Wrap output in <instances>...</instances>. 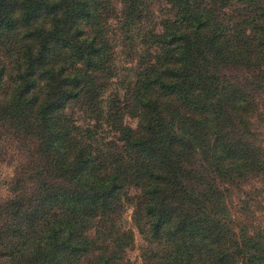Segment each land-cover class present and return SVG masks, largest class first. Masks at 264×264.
Wrapping results in <instances>:
<instances>
[{
	"label": "trees",
	"instance_id": "trees-1",
	"mask_svg": "<svg viewBox=\"0 0 264 264\" xmlns=\"http://www.w3.org/2000/svg\"><path fill=\"white\" fill-rule=\"evenodd\" d=\"M155 1L0 0V264H264V0Z\"/></svg>",
	"mask_w": 264,
	"mask_h": 264
},
{
	"label": "rangeland",
	"instance_id": "rangeland-1",
	"mask_svg": "<svg viewBox=\"0 0 264 264\" xmlns=\"http://www.w3.org/2000/svg\"><path fill=\"white\" fill-rule=\"evenodd\" d=\"M162 0L155 1V17H160L159 6ZM119 56L118 66L121 74H124V68H128L131 64L125 63L121 54ZM111 89H116V85H112ZM264 100V95H263ZM124 121L127 125L134 127L135 120L125 117ZM264 131V130H263ZM264 135V133H262ZM262 139V138H261ZM17 156L15 147L6 141L0 139V201L8 198V181L13 175V164ZM133 193V191H131ZM227 208L231 216L248 231H264V186L256 181L246 183L240 187H231L229 196L226 201ZM131 208L126 205L123 213V223L125 227L132 228L130 222ZM134 243L126 252V258L131 264H141L140 249L143 241L140 235L133 228Z\"/></svg>",
	"mask_w": 264,
	"mask_h": 264
}]
</instances>
